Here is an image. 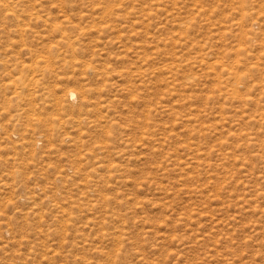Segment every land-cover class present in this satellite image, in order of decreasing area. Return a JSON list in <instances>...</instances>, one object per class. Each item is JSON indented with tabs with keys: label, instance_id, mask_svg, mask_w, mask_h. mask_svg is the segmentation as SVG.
Listing matches in <instances>:
<instances>
[{
	"label": "rangeland",
	"instance_id": "obj_1",
	"mask_svg": "<svg viewBox=\"0 0 264 264\" xmlns=\"http://www.w3.org/2000/svg\"><path fill=\"white\" fill-rule=\"evenodd\" d=\"M0 264H264V0H0Z\"/></svg>",
	"mask_w": 264,
	"mask_h": 264
},
{
	"label": "bare ground",
	"instance_id": "obj_2",
	"mask_svg": "<svg viewBox=\"0 0 264 264\" xmlns=\"http://www.w3.org/2000/svg\"><path fill=\"white\" fill-rule=\"evenodd\" d=\"M72 95L74 96L75 94L73 93Z\"/></svg>",
	"mask_w": 264,
	"mask_h": 264
}]
</instances>
